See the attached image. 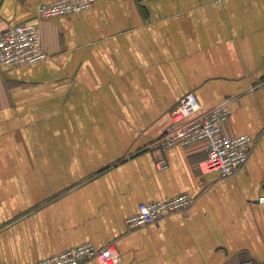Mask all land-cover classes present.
<instances>
[{
  "label": "crops",
  "instance_id": "1",
  "mask_svg": "<svg viewBox=\"0 0 264 264\" xmlns=\"http://www.w3.org/2000/svg\"><path fill=\"white\" fill-rule=\"evenodd\" d=\"M57 1L0 0V34ZM39 25L48 59L0 64V264L85 243L119 264H264V0H96ZM189 93L256 140L234 176L200 171L206 142L153 145ZM180 194L188 210L128 230Z\"/></svg>",
  "mask_w": 264,
  "mask_h": 264
},
{
  "label": "built area",
  "instance_id": "2",
  "mask_svg": "<svg viewBox=\"0 0 264 264\" xmlns=\"http://www.w3.org/2000/svg\"><path fill=\"white\" fill-rule=\"evenodd\" d=\"M95 1L60 0L39 5L35 21L10 26L0 34V64L17 69L45 61L48 55L43 49L39 22L86 12ZM231 114L229 101L203 111L194 94L189 93L178 102L173 113L172 127L153 145L168 151L206 142L207 159L199 166L200 171L217 173L220 178L234 176L248 163L256 140L249 135L235 137L225 133L224 127ZM158 165L163 169L166 163L162 160ZM193 203L194 199L188 194H180L166 201L143 203L139 205L136 214L126 219V226L129 231H135L171 215L183 213ZM258 204H264V197L258 200ZM91 261L98 264H119L121 257L113 245L97 248L92 243H85L33 264H87Z\"/></svg>",
  "mask_w": 264,
  "mask_h": 264
}]
</instances>
